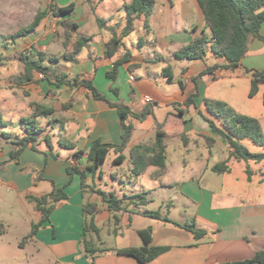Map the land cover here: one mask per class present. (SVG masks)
<instances>
[{
    "label": "crops",
    "instance_id": "obj_1",
    "mask_svg": "<svg viewBox=\"0 0 264 264\" xmlns=\"http://www.w3.org/2000/svg\"><path fill=\"white\" fill-rule=\"evenodd\" d=\"M132 1L0 0V60L4 67L12 68L0 73V90L2 87L7 90L6 124L22 122L23 114L32 116L35 103L55 109L53 114L46 116L48 124L43 128L44 134L50 136L52 147L43 136H39L37 149L25 148L20 155V163L7 162L3 168L0 165V183L9 185L29 202L27 211L31 226L40 215L35 203L28 200V195L41 196L59 187L68 194L42 227L32 237L26 238L31 227L25 240L38 251L41 247L48 250V264H217L251 258L256 251L264 249V189L261 188L263 191L259 198L246 199L237 187H225L219 176L232 173V168L230 172L218 173L212 167L228 157H222L220 162H214L211 157L218 150L229 156L230 148L200 111L221 126L220 121L208 112L206 99L222 100L233 108L242 109L238 108V98L234 94L240 89L249 95L253 72H247V69L264 70V39L250 38L248 50L239 66L204 72L210 66L223 64L224 57L211 50L204 59L198 60L178 59L174 55L203 30L210 34L198 0H156L149 29L144 26V16L138 17L134 31L122 38L125 46L119 47L114 56H106V43L112 37L122 36L128 15L125 6ZM71 3H75L71 12L56 13L57 7ZM39 11H45L46 15L33 33L15 40L9 37L20 27L32 23ZM62 20L77 23L67 41L64 27L60 25ZM260 33L264 37V21ZM79 35L89 38L87 46L76 55V61L65 60V51L73 49ZM33 47L47 54L44 64L51 71L48 75L35 72L33 81H23L21 75L25 64L20 56L30 53ZM125 47L132 52L131 62L138 66L130 70L127 64H121L113 81L107 72L124 53ZM50 57L58 60L50 62ZM174 62L182 69L180 78L175 74ZM166 67L173 73L172 82L167 79ZM62 75H65L66 82L58 84L57 79ZM77 76L90 80L110 102H120L135 112L146 107L151 110L144 119L129 115L128 122L134 129L124 149L125 161L115 164L117 170L105 172L102 169V175L88 170L86 182L90 188L86 189L81 187L79 174L71 176L67 171L68 166L84 168L92 163L87 154L78 156L76 151L88 152L95 139L120 144L123 126L117 107L107 100L95 98L83 85L70 86L67 83L74 82ZM18 77L21 83L18 89L28 92L19 94V104L13 99L15 94L10 92V86ZM179 80L183 81V88ZM113 88H117V93ZM146 97L152 102H146ZM189 97H193V103H187ZM153 102L156 107H151ZM254 117L259 119L264 132L262 117ZM148 119L152 122L146 125ZM158 124L167 134L166 168L156 176V166L146 168L145 172L148 170L152 180L148 198L144 187H138V180L145 172L140 175L132 173L129 151L137 144L152 145ZM22 128L21 135L7 132L13 137L23 136L25 126ZM3 131L0 130V163L7 161L16 148L11 138L3 137ZM61 136L75 142L76 148L62 147L58 143ZM124 164L127 168L120 171ZM251 170L253 174L261 171L260 168ZM178 174L180 178L177 179ZM112 182L119 183L122 197H118L123 199V210H112L93 190L102 189L116 194L109 189L115 188ZM258 182L264 183V178ZM166 193H174V197L167 198ZM157 199L162 207L165 204L168 207L166 213L159 210L162 215L168 216L171 208L180 206L181 218L168 216L172 221H163L145 215L143 212L149 210L145 205ZM86 202L96 205L94 225L98 232L93 228L85 230L86 221L90 218L84 214ZM141 217L149 219L142 223ZM187 225H193L203 234L197 237ZM147 228L152 230L151 245L169 246V250L146 263L117 253L116 249L144 246L140 230ZM112 233L117 238L115 242L106 239V234L109 238ZM84 236L94 247L110 250L87 254Z\"/></svg>",
    "mask_w": 264,
    "mask_h": 264
},
{
    "label": "trees",
    "instance_id": "obj_2",
    "mask_svg": "<svg viewBox=\"0 0 264 264\" xmlns=\"http://www.w3.org/2000/svg\"><path fill=\"white\" fill-rule=\"evenodd\" d=\"M156 0H133L131 3L125 6L127 10L126 23L120 38L112 37L106 43V56L112 57L116 54L119 47L125 46L122 42V38L127 36L135 29V20L144 16V26L146 29L150 27V15L154 7ZM204 14L206 27L210 30L208 34L205 30L194 39L182 46L175 52V57L178 59L198 60L204 59L208 51L211 50L215 55L224 57L225 62L223 64H215L208 67L204 72H211L215 69H228L239 66L240 60L248 50V44L251 37H264L260 33V27L264 21V0H198ZM75 8V3H71L64 7H57L56 13H69ZM46 15L45 11H39L32 23L20 27L16 32L9 35L12 39H17L22 36H26L35 31L36 27ZM60 25L64 27V36L67 41L75 28L77 23L71 20H62ZM89 38L84 35H79L77 40L73 44L71 51H65L63 57L67 61H76V55L87 46ZM21 60L25 64L24 73L21 75L23 81H33L34 73L39 72L44 75H48L51 71L50 67L45 65L44 62L47 58V54L44 51L37 50L33 47L30 53H22ZM58 58L50 57V62L57 61ZM132 61V52L125 47L124 53L120 58L114 61L113 68L107 72L108 77L113 81L116 80L118 67L121 64H127L130 70H133L137 64ZM169 68H165L167 79L169 82L173 81V73L168 72ZM253 72V78L251 81V88L249 96H255L259 91V84L264 82V70H250L247 72ZM65 75L57 79V83L66 82ZM183 88L184 83L182 80L178 81ZM70 86L83 85L87 87L92 95L97 99L107 100L106 97L100 93L92 84L90 80L80 78L77 76L74 82H67ZM113 91L117 93V88H113ZM108 101V100H107ZM110 105L117 107L123 126L122 142L120 144L103 143L100 139H95L92 142L91 148L88 152L84 150H77L76 155L82 156L87 154L92 163L84 168L77 165L68 166V173L73 176L79 174L81 178L82 189L90 188L87 184V171L90 170L94 174L99 173L102 175V166L106 162L107 156L111 149H114L117 156L114 158V164H122L127 155L124 154V149L127 147L131 140L134 126L128 122L129 115H133L139 119H144L147 114L150 113V108H145L141 112L132 111V109L120 102H110ZM193 97H189L187 103H193ZM205 105L209 113L214 115L221 123V126L215 122V120L207 117L202 111L201 114L209 121L212 129L219 133L224 139L225 143L230 148L229 156L226 160L215 164L212 169L218 173H226L231 171L229 161L231 159L255 161L257 163L264 161V150L260 152L251 151L247 145L243 143L244 140H251L256 144L264 147V132L262 130L261 123L258 118L241 113L232 106L228 105L222 100L206 99ZM55 109L50 106L42 105L39 103L34 104V112L31 117H23L22 122L25 126L26 133L23 136L13 137L12 133L3 131L2 135L5 138H11L16 148L11 152L10 158L7 161L0 163L5 165L7 162L20 163V155L22 151L28 146L33 149H37L36 141L39 136H43L46 143L52 147L51 139L48 134H44V129L38 125L37 118L40 116H49L53 114ZM6 124L3 115L0 113V125ZM157 132L155 140L152 145L137 144L131 147L129 151L130 161L132 163L131 171L134 175H140L145 172L146 168L150 165L158 168L157 174L164 171L166 168V132L161 129V124L157 126ZM58 143L69 149L76 148L75 142L61 136ZM248 177L251 179L253 172L250 168L247 169ZM96 193L101 195L108 206L114 211H120L124 209L122 204L123 199L119 198L114 192H108L102 189H93ZM140 196H143L142 194ZM28 200L35 203L36 210L40 215L38 220L32 224V230L26 237H32L38 229H40L43 223L50 218V214L57 208V206L68 198V194L64 191L63 187L54 188L49 193L41 196L28 195ZM96 205L91 202L84 204V214L90 216L86 221L85 230L89 231L91 228L98 230L95 227ZM145 215L162 219L163 221H172L167 215H162L159 210H146L143 212ZM116 221L119 218L116 217ZM178 224V223H177ZM191 228L197 237H200L203 232L201 230H195L193 225H187ZM145 245L141 247H126L116 249L118 254L133 256L142 263L149 262L162 253L169 250V246H153L152 242V230L151 228L140 230ZM84 249L87 254H95L97 252H104L110 249L96 248L92 242L88 241L87 237L83 238ZM217 264H264V249L258 250L251 258L243 260H234L227 262H220Z\"/></svg>",
    "mask_w": 264,
    "mask_h": 264
},
{
    "label": "rangeland",
    "instance_id": "obj_3",
    "mask_svg": "<svg viewBox=\"0 0 264 264\" xmlns=\"http://www.w3.org/2000/svg\"><path fill=\"white\" fill-rule=\"evenodd\" d=\"M176 61V60H175ZM173 68L175 71V74L177 77L182 76L181 67L177 64V62L173 63ZM17 67H15L16 69ZM11 67H4L2 65V61L0 60V73L8 72ZM54 76V75H53ZM3 85L5 83H2ZM17 86V88L15 87ZM20 78H17V81L14 80V84L11 87L10 92H13L15 95L13 96V99L18 102V104L21 102V97L19 96L20 93H24L25 95L28 93L26 90L23 92H20ZM248 85V82H247ZM251 87V85H250ZM19 88V89H18ZM5 88L2 87V90H0V111L2 112L4 119L7 118V112L8 108L6 107L5 103V97L6 92ZM264 82H261L259 84V91L258 93L250 97L246 91L244 90H237V93L235 92L234 96L238 98L236 101V104L238 108L242 109H236L237 111L246 112L247 115H253L262 117L263 119V127H264ZM151 107H156V104L153 102ZM147 108V107H146ZM241 112V113H242ZM244 112V113H245ZM23 117H26V114L22 115ZM21 116V117H22ZM18 117V116H17ZM31 117V116H29ZM38 125L42 128L47 126L48 124V118L46 116L40 117V120L37 121ZM152 120L148 119L146 121V125L150 124ZM24 124L19 121L16 123L9 122L8 125H4L3 127L0 126V130L4 131H12L19 135L22 133V127ZM243 143L248 146V148L253 152H260L264 150V147L262 145L256 144L255 142L247 139L244 140ZM222 145V144H221ZM219 147V145L217 146ZM218 150V148H216ZM216 150V151H217ZM219 152H216L214 157H211L214 162H220L222 157H228L227 153H223L221 150H218ZM116 153L111 150L110 153L107 156V160L102 166L103 171L105 172H111L114 170H117L118 166L113 164V159L115 158ZM229 164L232 168V173L230 174H223L220 175L222 179V183L225 185L226 188H235L237 187V191L243 195L246 199H251L254 197L259 198L262 193V189H264V183H259L258 180L263 177L264 178V161L258 164L255 161H246V160H236L231 159L229 161ZM5 165H2L3 168ZM123 168L120 169L122 171L123 169L127 168V164H124L122 166ZM257 169L260 168L261 171L259 173H255L252 175V180L248 179V173L247 169ZM260 172L263 174L261 175ZM176 175V174H175ZM216 175V174H215ZM219 175V174H217ZM179 177V174L177 175V179ZM180 178V177H179ZM220 179V181H221ZM138 187H144V190L146 191L145 196L148 198L151 196L149 193V190L151 187H149L152 183V180L150 178V175L148 174V170L139 178L138 180ZM112 184L115 186V188H109L110 190H114L117 194V196L122 197V192L119 190V183L118 182H112ZM262 188V189H261ZM176 195V194H175ZM173 196L174 193H166L165 197ZM160 202L157 200L150 201L145 206L149 210H160L162 212H167L168 207L165 204L163 207L159 204ZM27 208L30 209V204L27 202V200L24 199L23 196L19 195L15 189L10 187L9 185L5 183H0V264H48V258L49 252L46 248H42L38 251L34 247L32 243L25 240V237L29 233L31 229V220L28 215ZM171 208V207H169ZM181 208L180 206H177L175 208H171V213L168 216H171L172 218L180 219L181 218ZM149 218H140V221L142 223H145L146 220ZM106 239L110 242H115L117 240L116 236L112 233L111 236H107ZM98 245L101 243L98 241Z\"/></svg>",
    "mask_w": 264,
    "mask_h": 264
},
{
    "label": "built area",
    "instance_id": "obj_4",
    "mask_svg": "<svg viewBox=\"0 0 264 264\" xmlns=\"http://www.w3.org/2000/svg\"><path fill=\"white\" fill-rule=\"evenodd\" d=\"M145 100H146V102H148V103L152 102V99L149 98V97H146Z\"/></svg>",
    "mask_w": 264,
    "mask_h": 264
}]
</instances>
